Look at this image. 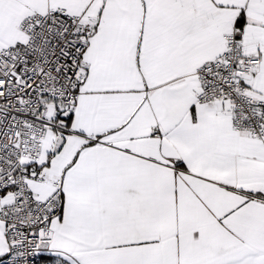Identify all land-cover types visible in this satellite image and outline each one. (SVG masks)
<instances>
[{
  "label": "snow or ice",
  "instance_id": "obj_1",
  "mask_svg": "<svg viewBox=\"0 0 264 264\" xmlns=\"http://www.w3.org/2000/svg\"><path fill=\"white\" fill-rule=\"evenodd\" d=\"M0 264H264V0H0Z\"/></svg>",
  "mask_w": 264,
  "mask_h": 264
}]
</instances>
